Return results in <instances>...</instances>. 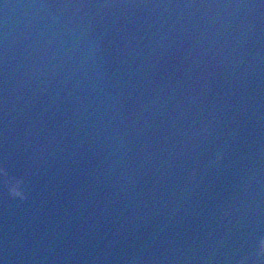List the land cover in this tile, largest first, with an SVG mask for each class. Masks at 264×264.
I'll return each instance as SVG.
<instances>
[{"label": "water", "instance_id": "obj_1", "mask_svg": "<svg viewBox=\"0 0 264 264\" xmlns=\"http://www.w3.org/2000/svg\"><path fill=\"white\" fill-rule=\"evenodd\" d=\"M186 3L0 0L2 264H264V7Z\"/></svg>", "mask_w": 264, "mask_h": 264}, {"label": "clouds", "instance_id": "obj_2", "mask_svg": "<svg viewBox=\"0 0 264 264\" xmlns=\"http://www.w3.org/2000/svg\"><path fill=\"white\" fill-rule=\"evenodd\" d=\"M126 6H135V7H149L148 5H126ZM59 7H72L75 9H85L88 7H91L87 4H72V5H60ZM98 8H112L116 7V5L112 4H100L96 5ZM156 7H163L165 9L170 7H179V8H193V7H204V8H260L264 7V0H259V4L255 5H241V4H235V5H194V4H179V5H171V4H163V5H157ZM222 161V157L217 156L216 163L219 164ZM0 177L6 178L5 183L8 187L9 194L13 198H19L21 200L26 199L25 189H26V179L24 177H9L7 168L3 165H0ZM193 178L194 175H193ZM256 255L258 258H264V237H261L258 242V247L256 250ZM0 264H2V261H0ZM243 264V262H242ZM259 264V261H258Z\"/></svg>", "mask_w": 264, "mask_h": 264}]
</instances>
